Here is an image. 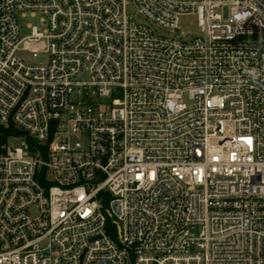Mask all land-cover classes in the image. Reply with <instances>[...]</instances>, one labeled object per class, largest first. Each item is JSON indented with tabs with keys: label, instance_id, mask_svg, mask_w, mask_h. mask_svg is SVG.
I'll list each match as a JSON object with an SVG mask.
<instances>
[{
	"label": "built area",
	"instance_id": "2783aa9c",
	"mask_svg": "<svg viewBox=\"0 0 264 264\" xmlns=\"http://www.w3.org/2000/svg\"><path fill=\"white\" fill-rule=\"evenodd\" d=\"M0 124V264H264V0H0Z\"/></svg>",
	"mask_w": 264,
	"mask_h": 264
},
{
	"label": "rangeland",
	"instance_id": "374dc122",
	"mask_svg": "<svg viewBox=\"0 0 264 264\" xmlns=\"http://www.w3.org/2000/svg\"><path fill=\"white\" fill-rule=\"evenodd\" d=\"M128 14L133 16L138 21L143 20V18L137 13V11L135 10V8L132 5H130L128 8ZM26 23H27V21L22 22L24 33L29 32L28 28L26 27ZM180 28L186 34L185 37L187 40L192 39L196 35L199 34L196 19L194 16H182L181 22H180ZM156 30H157V32L162 33V34H171L168 31L163 30V29H156ZM22 54L25 55L26 59H31V56L28 53H22ZM48 178H51L50 173L48 175Z\"/></svg>",
	"mask_w": 264,
	"mask_h": 264
},
{
	"label": "trees",
	"instance_id": "16d2710c",
	"mask_svg": "<svg viewBox=\"0 0 264 264\" xmlns=\"http://www.w3.org/2000/svg\"><path fill=\"white\" fill-rule=\"evenodd\" d=\"M0 133L2 135L1 136L2 140H5L10 135H15L18 132L12 127H5L2 124H0Z\"/></svg>",
	"mask_w": 264,
	"mask_h": 264
},
{
	"label": "clouds",
	"instance_id": "9594fccd",
	"mask_svg": "<svg viewBox=\"0 0 264 264\" xmlns=\"http://www.w3.org/2000/svg\"><path fill=\"white\" fill-rule=\"evenodd\" d=\"M250 75H253V76H254V75H255V73H254V72H252V73H250Z\"/></svg>",
	"mask_w": 264,
	"mask_h": 264
},
{
	"label": "water",
	"instance_id": "95a60500",
	"mask_svg": "<svg viewBox=\"0 0 264 264\" xmlns=\"http://www.w3.org/2000/svg\"><path fill=\"white\" fill-rule=\"evenodd\" d=\"M18 143V141H16Z\"/></svg>",
	"mask_w": 264,
	"mask_h": 264
}]
</instances>
